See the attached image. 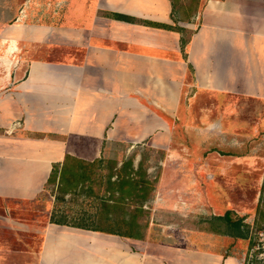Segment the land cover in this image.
Listing matches in <instances>:
<instances>
[{
    "label": "crops",
    "instance_id": "0c3cea01",
    "mask_svg": "<svg viewBox=\"0 0 264 264\" xmlns=\"http://www.w3.org/2000/svg\"><path fill=\"white\" fill-rule=\"evenodd\" d=\"M80 1L71 23L62 16L54 28H0L2 199L35 198L65 155L90 163L115 146L127 151L142 142L176 152L178 127L186 133L195 114L190 106L199 121H221L217 94L264 99V0H203L185 16L174 15L170 0ZM154 228L124 236L47 222L36 261L239 263L218 244L225 235L218 227L191 239Z\"/></svg>",
    "mask_w": 264,
    "mask_h": 264
},
{
    "label": "rangeland",
    "instance_id": "374dc122",
    "mask_svg": "<svg viewBox=\"0 0 264 264\" xmlns=\"http://www.w3.org/2000/svg\"><path fill=\"white\" fill-rule=\"evenodd\" d=\"M202 1L175 0L173 13L185 16ZM76 3L0 0V28L12 25L10 34L24 24L54 28L62 16L71 23L79 17L72 9ZM256 10L261 17V6ZM186 34L182 31L181 36ZM5 43L0 40V55L5 54ZM33 50L40 52L36 46ZM53 51L48 56L56 55ZM216 97L222 104L217 111L222 110L221 121L216 125L207 124L203 117L199 121L196 106H190L195 114L186 123V133L182 125L177 126L183 135L176 138V152L167 154L142 142L127 151L115 146L91 164L66 157L61 180L55 177L46 182L35 198H0V264H41L36 261L41 229L51 215L99 226L107 225L104 213L111 221L132 215L138 231L147 225L166 227L191 239L197 234L207 236V231L200 230L209 226L208 219L226 210L241 216L239 231L244 236L225 234L218 244L238 264H264V99L224 93ZM78 166L87 174L85 179L74 177ZM108 181L113 182L112 188ZM155 195L158 199L153 201Z\"/></svg>",
    "mask_w": 264,
    "mask_h": 264
},
{
    "label": "trees",
    "instance_id": "16d2710c",
    "mask_svg": "<svg viewBox=\"0 0 264 264\" xmlns=\"http://www.w3.org/2000/svg\"><path fill=\"white\" fill-rule=\"evenodd\" d=\"M193 0H190V2H192ZM195 2V1H194ZM171 3V7L172 10L175 11V0H170ZM191 5V4H190ZM176 18V17H175ZM166 27H173V28H179L178 26H174V25H167V24H162ZM184 39L181 37L180 39V43H181V49L183 48V44H184ZM66 157H69L67 155L64 156V158L62 159L61 162H56L52 165L51 168V173L49 175V180H53L55 177H57V180H61V174L63 172L64 166H65V159ZM73 160H79L81 162H83L84 164H91V163H95V162H99V158L93 159L92 161H90V163L85 162L83 160L80 159H75L72 157H69ZM80 166V165H79ZM76 167L75 169V174L76 176L74 177H83L82 179H85L86 177V173L82 172V168L80 167ZM84 173V174H83ZM81 175V176H80ZM264 177V175H263ZM81 178L79 180H82ZM109 183H111V185L109 186V188L113 187V182L108 181ZM119 189H122V184H118ZM116 201H119V199H115ZM102 204L105 206H108L109 203L108 201H102ZM230 211L226 210L222 215H218L217 217H210L208 219V223H209V229H212L214 227H218L217 229L221 231V233L224 234H228L231 236H240L243 237L244 235L239 231L240 230V226L243 224L241 221V216L238 215H234L231 216L229 214ZM103 221L107 224L104 226H99V225H95L93 223H87V222H70L67 221L64 216H55L51 215L49 216V221L50 222H54V223H61V224H69V225H74V226H78V227H82V228H88V229H93V230H98V231H104V232H109V233H114V234H118V235H124V236H137V235H141L142 233H140L138 231V227L139 224H137L136 220L133 218V216H128V217H121L118 220L115 221H111L109 215L107 214H103L102 216ZM215 219H217L215 221ZM102 220V219H101ZM221 228V229H220ZM251 243H249L250 246Z\"/></svg>",
    "mask_w": 264,
    "mask_h": 264
}]
</instances>
